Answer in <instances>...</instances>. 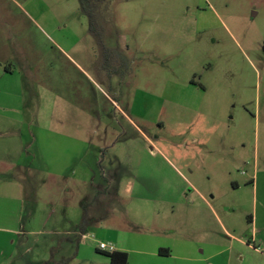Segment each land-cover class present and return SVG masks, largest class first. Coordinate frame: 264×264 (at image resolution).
Listing matches in <instances>:
<instances>
[{"label":"rangeland","instance_id":"obj_1","mask_svg":"<svg viewBox=\"0 0 264 264\" xmlns=\"http://www.w3.org/2000/svg\"><path fill=\"white\" fill-rule=\"evenodd\" d=\"M107 1L0 0V264H264V0Z\"/></svg>","mask_w":264,"mask_h":264},{"label":"trees","instance_id":"obj_2","mask_svg":"<svg viewBox=\"0 0 264 264\" xmlns=\"http://www.w3.org/2000/svg\"><path fill=\"white\" fill-rule=\"evenodd\" d=\"M81 7L83 11L85 12L88 23H89V31L90 33L96 37H104V31H103V22L106 21L105 19V12L108 7V1L107 0H80ZM87 206H85V213L82 219V222L79 226V230L84 236L86 234L87 229L92 224L91 219L88 217V212L86 209ZM99 253L107 256L110 260V264H128L129 256L128 253L124 251H115L113 253H107L98 250ZM161 255H169L170 251L167 249H161L160 250Z\"/></svg>","mask_w":264,"mask_h":264},{"label":"built area","instance_id":"obj_3","mask_svg":"<svg viewBox=\"0 0 264 264\" xmlns=\"http://www.w3.org/2000/svg\"><path fill=\"white\" fill-rule=\"evenodd\" d=\"M99 250L107 253H113L116 251V247L114 244L111 243H100Z\"/></svg>","mask_w":264,"mask_h":264},{"label":"crops","instance_id":"obj_4","mask_svg":"<svg viewBox=\"0 0 264 264\" xmlns=\"http://www.w3.org/2000/svg\"><path fill=\"white\" fill-rule=\"evenodd\" d=\"M106 35V33H105V31H104V36ZM10 71V72H9ZM11 73H12V70H7V71H5V73H4V75L2 76V77H4V76H6V75H11ZM116 251H124V250H119L118 248L116 249ZM125 252V251H124Z\"/></svg>","mask_w":264,"mask_h":264}]
</instances>
